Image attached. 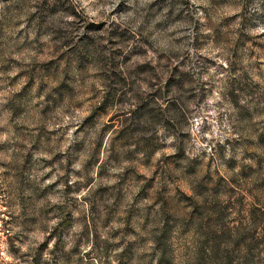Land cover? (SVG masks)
<instances>
[{"label": "rangeland", "instance_id": "rangeland-1", "mask_svg": "<svg viewBox=\"0 0 264 264\" xmlns=\"http://www.w3.org/2000/svg\"><path fill=\"white\" fill-rule=\"evenodd\" d=\"M0 264H264V0H0Z\"/></svg>", "mask_w": 264, "mask_h": 264}]
</instances>
